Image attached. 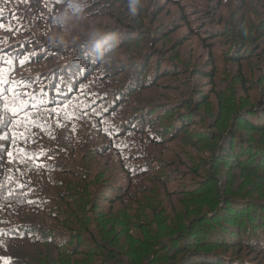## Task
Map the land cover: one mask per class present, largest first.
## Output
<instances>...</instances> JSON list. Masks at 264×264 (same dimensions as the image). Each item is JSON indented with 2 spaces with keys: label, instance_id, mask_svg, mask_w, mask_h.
Here are the masks:
<instances>
[{
  "label": "trees",
  "instance_id": "trees-1",
  "mask_svg": "<svg viewBox=\"0 0 264 264\" xmlns=\"http://www.w3.org/2000/svg\"><path fill=\"white\" fill-rule=\"evenodd\" d=\"M176 7L177 20L156 22ZM0 10L5 27L23 24L0 30V47L38 60L12 76L33 81L35 124L0 149L42 164L2 153L0 183L29 187L0 201V264H264V0H0ZM108 18L92 39L61 29Z\"/></svg>",
  "mask_w": 264,
  "mask_h": 264
},
{
  "label": "snow or ice",
  "instance_id": "snow-or-ice-1",
  "mask_svg": "<svg viewBox=\"0 0 264 264\" xmlns=\"http://www.w3.org/2000/svg\"><path fill=\"white\" fill-rule=\"evenodd\" d=\"M56 3L63 2V0H54ZM16 26L13 27L9 24L7 27L3 24V12L0 10V30L8 32H19L23 28L19 17H15ZM28 43H31L30 41ZM15 55L9 57L4 48L0 47V129H5L0 134V141H10L15 144L18 129L35 124L34 119L29 115V107L36 109L38 106L34 103L36 93L29 95L27 89L32 87L33 81L28 80H13L12 76L15 73L17 65L23 67L31 62H38L37 51L27 52V49L21 46V50L17 51L13 49ZM39 77L34 78L35 82H39ZM43 95V90H41ZM62 109L63 106H60ZM52 112H56L59 116L60 109H52ZM83 114H88V106L83 108ZM54 138V137H52ZM17 152L8 151L7 149H0V164L3 163L2 153L7 152L8 163L13 165L24 164L25 160L33 161L36 167H42L39 162V157L35 153L23 152V156ZM27 184H19L14 177L9 176L6 182L0 183V201L6 204H12L13 198L17 195V191L20 188H28ZM27 203H35L28 200ZM4 221H0L3 223ZM9 233L4 230H0V239L8 236ZM3 264H11L10 260H4Z\"/></svg>",
  "mask_w": 264,
  "mask_h": 264
},
{
  "label": "rangeland",
  "instance_id": "rangeland-1",
  "mask_svg": "<svg viewBox=\"0 0 264 264\" xmlns=\"http://www.w3.org/2000/svg\"><path fill=\"white\" fill-rule=\"evenodd\" d=\"M162 1H164V0H162ZM154 7H157V5H154ZM215 9H216V7L204 10V12L206 14L205 16H208L209 18H211L213 20H216V16L213 15V12H214ZM171 11H172V13L176 14V17L173 20L171 18H159L156 22H158V24H160L162 22L165 23V22H170V21L177 20V18L179 17V15L181 13V10L178 7H176L175 9H171ZM190 14L191 13H189V15ZM204 20H206V19H204ZM74 21L76 23L77 22L80 23L81 25L77 24L76 25L77 27L75 29H73L72 31H68L69 30L68 29V23H66L65 25H63L61 27L62 31L65 34L68 33V36H72L73 39H75V36L82 37V36H87V35H91V37H89L88 39H92L94 36L97 35V32H96L97 29H98L97 24H100V26H103L104 28H106L107 25H108V29H109V27L115 25V19H112V18H108L104 22L102 21L101 23H100V21H98V19H95V20L94 19H89V20L75 19ZM202 21H203L202 16H200V18L198 17V19H197V17H193V25H195V26L200 25ZM70 33L72 35H70ZM187 33H188V28L185 27V26H182V24H181L177 34L182 36V35H185ZM123 59H125V56L123 57ZM207 89H209V88H207ZM159 97H160V99L162 98V96H160V95H159ZM75 128H76V130H74L72 132L71 136H73L74 134L78 133V131H79L78 128L79 127H75Z\"/></svg>",
  "mask_w": 264,
  "mask_h": 264
}]
</instances>
